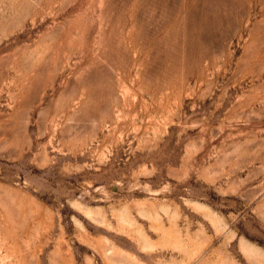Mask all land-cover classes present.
Masks as SVG:
<instances>
[{
	"label": "rangeland",
	"instance_id": "rangeland-1",
	"mask_svg": "<svg viewBox=\"0 0 264 264\" xmlns=\"http://www.w3.org/2000/svg\"><path fill=\"white\" fill-rule=\"evenodd\" d=\"M0 264H264V0H0Z\"/></svg>",
	"mask_w": 264,
	"mask_h": 264
},
{
	"label": "bare ground",
	"instance_id": "bare-ground-1",
	"mask_svg": "<svg viewBox=\"0 0 264 264\" xmlns=\"http://www.w3.org/2000/svg\"><path fill=\"white\" fill-rule=\"evenodd\" d=\"M88 210H91V209L88 208ZM95 210H96V211H95ZM93 211H95V213L97 214V218H99L100 216L98 217V213H97V211H99V209H98V210H97V209H94ZM121 211H123V209H122ZM124 211H125V210H124ZM126 211H127V210H126ZM126 211H125V212H126ZM87 212H89V211H87ZM87 212H86V213H87ZM90 212H91V211H90ZM90 212H89V213H90ZM99 212H100V211H99ZM95 213H94V215H95ZM100 213H101V212H100ZM120 213H124V212H120ZM126 213H127V212H126ZM126 213H125V214H126ZM88 215H89V214H88ZM91 216H92V214H91ZM120 216H121V215H120ZM120 216H119V218H120ZM121 217L123 218V216H121ZM93 218H94V217H93ZM122 218H120V219L122 220ZM95 219H96V216H95ZM123 220H124V218H123ZM129 221H130V220H129ZM146 244H147V243H146ZM243 246H244V245H243ZM249 253H250V251H249Z\"/></svg>",
	"mask_w": 264,
	"mask_h": 264
}]
</instances>
